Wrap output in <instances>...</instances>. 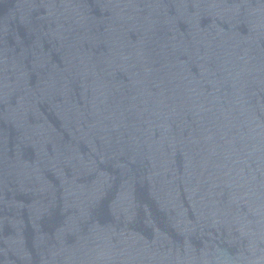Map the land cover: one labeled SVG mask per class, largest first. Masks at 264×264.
Here are the masks:
<instances>
[{"label": "water", "instance_id": "water-1", "mask_svg": "<svg viewBox=\"0 0 264 264\" xmlns=\"http://www.w3.org/2000/svg\"><path fill=\"white\" fill-rule=\"evenodd\" d=\"M0 264H264V0H0Z\"/></svg>", "mask_w": 264, "mask_h": 264}]
</instances>
